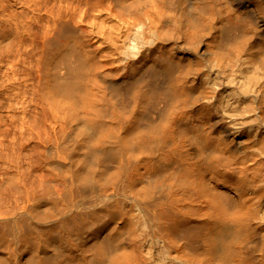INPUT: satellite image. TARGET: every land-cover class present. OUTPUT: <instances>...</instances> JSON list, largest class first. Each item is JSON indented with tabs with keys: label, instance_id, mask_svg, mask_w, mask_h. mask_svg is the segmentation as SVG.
Wrapping results in <instances>:
<instances>
[{
	"label": "bare ground",
	"instance_id": "6f19581e",
	"mask_svg": "<svg viewBox=\"0 0 264 264\" xmlns=\"http://www.w3.org/2000/svg\"><path fill=\"white\" fill-rule=\"evenodd\" d=\"M16 5L0 264H264V0Z\"/></svg>",
	"mask_w": 264,
	"mask_h": 264
},
{
	"label": "rangeland",
	"instance_id": "374dc122",
	"mask_svg": "<svg viewBox=\"0 0 264 264\" xmlns=\"http://www.w3.org/2000/svg\"><path fill=\"white\" fill-rule=\"evenodd\" d=\"M13 1L17 2V5L12 8L10 14L16 16L18 21L25 23L32 16V14H29V9L26 8V2H28L29 0H13ZM8 13H9L8 11L4 12V14H8Z\"/></svg>",
	"mask_w": 264,
	"mask_h": 264
}]
</instances>
